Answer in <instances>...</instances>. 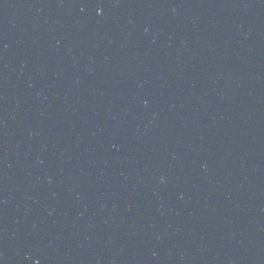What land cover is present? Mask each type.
<instances>
[{"label": "water", "instance_id": "1", "mask_svg": "<svg viewBox=\"0 0 264 264\" xmlns=\"http://www.w3.org/2000/svg\"><path fill=\"white\" fill-rule=\"evenodd\" d=\"M163 264H264V0H181Z\"/></svg>", "mask_w": 264, "mask_h": 264}]
</instances>
